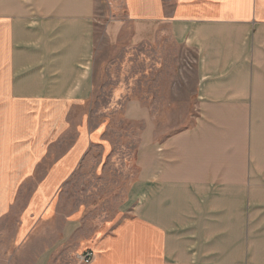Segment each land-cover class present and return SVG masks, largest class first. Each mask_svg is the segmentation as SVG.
Returning <instances> with one entry per match:
<instances>
[{"label":"crops","instance_id":"crops-1","mask_svg":"<svg viewBox=\"0 0 264 264\" xmlns=\"http://www.w3.org/2000/svg\"><path fill=\"white\" fill-rule=\"evenodd\" d=\"M96 4L0 0V264H81L88 250L87 264H264V0H121L104 38L127 28L132 46L188 54L195 120L157 140L151 108L127 100L138 173L120 214L133 217L93 237L78 211L62 220L64 183L112 150L89 107Z\"/></svg>","mask_w":264,"mask_h":264},{"label":"rangeland","instance_id":"rangeland-1","mask_svg":"<svg viewBox=\"0 0 264 264\" xmlns=\"http://www.w3.org/2000/svg\"><path fill=\"white\" fill-rule=\"evenodd\" d=\"M121 14V0H97L95 89L89 107L93 117L107 119L112 150L102 167H96L97 155L86 158L60 192L62 220L78 211L76 221L83 224L80 236L93 237L102 225L133 217L130 206L123 217L120 209L138 173L135 154L140 124L122 118L123 104L138 99L151 108L157 140L190 127L196 115V80L186 65L189 55L166 43L132 46L126 40L127 28L120 43L108 44L104 27Z\"/></svg>","mask_w":264,"mask_h":264},{"label":"built area","instance_id":"built-area-1","mask_svg":"<svg viewBox=\"0 0 264 264\" xmlns=\"http://www.w3.org/2000/svg\"><path fill=\"white\" fill-rule=\"evenodd\" d=\"M93 257H94L93 251L88 250L83 254L79 255L78 259L81 264H87L92 261Z\"/></svg>","mask_w":264,"mask_h":264}]
</instances>
